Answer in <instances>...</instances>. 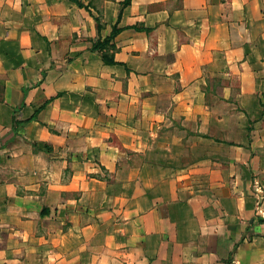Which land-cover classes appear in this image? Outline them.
<instances>
[{"label": "crops", "instance_id": "obj_1", "mask_svg": "<svg viewBox=\"0 0 264 264\" xmlns=\"http://www.w3.org/2000/svg\"><path fill=\"white\" fill-rule=\"evenodd\" d=\"M124 2L0 0V264H264V0Z\"/></svg>", "mask_w": 264, "mask_h": 264}, {"label": "trees", "instance_id": "obj_2", "mask_svg": "<svg viewBox=\"0 0 264 264\" xmlns=\"http://www.w3.org/2000/svg\"><path fill=\"white\" fill-rule=\"evenodd\" d=\"M131 3V0H125L123 6L126 7ZM78 5L81 7L82 4L78 2ZM101 25H98V30L100 31ZM121 32V29L118 25L113 27V30L109 36L104 39L99 38L96 40L92 45V51L98 52L101 55V58L106 65H116L117 62L115 61V52L117 51L114 40Z\"/></svg>", "mask_w": 264, "mask_h": 264}, {"label": "rangeland", "instance_id": "obj_3", "mask_svg": "<svg viewBox=\"0 0 264 264\" xmlns=\"http://www.w3.org/2000/svg\"><path fill=\"white\" fill-rule=\"evenodd\" d=\"M237 111H240V108H237Z\"/></svg>", "mask_w": 264, "mask_h": 264}]
</instances>
